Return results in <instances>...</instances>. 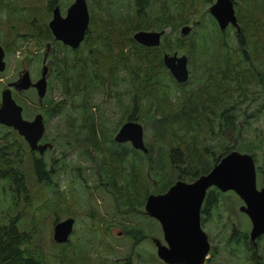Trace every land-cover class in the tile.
<instances>
[{
    "label": "rangeland",
    "instance_id": "rangeland-1",
    "mask_svg": "<svg viewBox=\"0 0 264 264\" xmlns=\"http://www.w3.org/2000/svg\"><path fill=\"white\" fill-rule=\"evenodd\" d=\"M71 1L58 0L57 6L61 15L64 14L66 6ZM176 1L148 0L145 11L149 17H157L162 12L161 8L165 6L166 12L174 14L179 19L178 12L173 7ZM179 1L180 3H187L188 0ZM240 1L232 0V4ZM85 2L89 18L90 16L93 19L111 18L117 25H127L128 22L133 20L132 0H85ZM212 2L213 0L209 3L206 0H192L191 11L187 13L188 8L182 10L181 17L188 19V22L182 25L190 27V30L184 36H189L192 29V20L197 22L198 19L201 20L206 17L204 13ZM249 6L256 8L252 10L251 15L257 19L256 25L261 27L262 23L264 24V14H261L258 10H264V0H249ZM102 7L105 8L102 9ZM50 16L51 12L45 11L44 0H0V46L3 49L4 61V68L0 71V89L6 82L14 80L16 72L22 68L28 71L32 81L36 79L42 52L46 48L45 43H49L45 61L49 62L51 72L47 78V88L41 100L38 101L32 88L20 92L11 90V95L15 102L22 107V117L27 119L31 118L36 112L43 113L42 109L52 103L60 105V112L56 116H48L45 119L44 137H47L46 139L50 141L53 139V148L43 153V159L46 161V166L49 165L47 162L49 156L65 161L63 167L55 168V171H49V175L53 174L49 184L36 182L32 173L28 147L15 133L11 132V129L0 125V141L12 143L13 139L14 147L22 150L19 168L25 183L23 193L16 191L11 194V187L0 181V225L7 223L14 214H17L16 227L18 231H24L30 236L25 248L31 254L38 255L41 264H119V260L129 252L132 255V264H165L153 254L154 248L148 238L142 240L130 251L131 240L124 234L123 229L129 231V227H134L142 231L146 237L148 235L162 241L160 227L156 221L153 219L148 220L139 211L115 212L108 194L110 193L109 186L106 192L104 188L100 187L98 181L102 177L107 180L113 178V182L117 186H121L122 180L118 177L120 168H117L119 165L117 162H113L108 167L107 163L109 161L103 156L104 154L96 155L90 146L88 129L79 126L81 125L82 116L84 118L87 116L86 121L83 122L93 121L97 137H102V134L105 135L103 146L107 147L111 144L108 138L112 139L121 121H123L124 115L135 104L134 99L139 98V100L136 99L135 116L140 119L138 123L142 127L144 145L148 143L155 149H157V145H160L162 146L160 148L165 151V147L174 144L175 140L166 129L162 131L163 135L159 137V142L153 136L151 132L152 122L147 116L149 115L148 110L152 107V102L148 99V88L143 86L142 79L139 80L142 86H139L140 83L137 81L139 87L132 89L123 80L113 82L103 80L104 82L101 84L94 79L91 69L87 68L88 70L81 78V84L75 87L71 82L74 69H68L69 78L64 89L63 84L60 82L62 75L60 71H56L61 66L58 62H54V58L64 55L69 61V57L72 56L70 50L74 49H70L61 43V45H57L50 41H35L34 38L29 36V34L38 32V27H43L44 24L47 27ZM182 25H179L175 32L170 25L160 27L156 24L147 29L162 30L161 37L166 35V38L170 41L172 49L170 51H160V61L164 52L171 54L175 51L177 55L184 54L187 58L181 47L179 49L174 48V36H180L178 30ZM87 26H89V23ZM225 28H227L229 35L226 42L229 46L228 49L231 50L235 46L234 28L229 24ZM252 47L258 48L255 41L252 43ZM77 48H80L81 54L84 53L85 49L81 46V43ZM247 50L250 51V47ZM162 66L168 72L163 64ZM256 66L264 70V56L261 55ZM186 68L187 78L184 82H181L186 85L184 90L179 91L177 88L169 86L166 91L167 100L174 106L183 108L184 112H193L195 119L188 127L182 128L180 126V128H177V126H174V136L186 142V145H189L194 152H197L198 149L201 150L202 146H207L210 147L209 149L214 150V153H218L215 149L230 145L229 143L233 145L234 149L238 147L237 151L244 152L241 150L246 146L254 155L255 168L264 159L263 83L250 81L246 87H243L244 90L242 89L243 94L241 95L242 90L240 91L232 80L230 82L229 80H220L221 69L219 65L215 64L213 76L217 83L221 82L222 95L224 98H228V101L213 106L208 101L211 95L204 96L201 93L207 87L205 77L194 73L189 74L188 59ZM118 74L122 77L126 76L123 69ZM166 76L167 73L163 78L165 79ZM227 88L228 97L225 92ZM190 91H193V94ZM210 93L213 96L221 97L220 93L218 91L214 93L212 88H210ZM241 96H245V98L242 99ZM149 103V109L144 112ZM83 106L86 109L82 111ZM90 115L91 117L88 118ZM219 115L224 117L232 115L234 117L232 129L222 126L221 134L217 132V127L221 121ZM146 117L149 120L145 122ZM114 143L118 145L117 149L127 150L130 147L128 143ZM85 151L90 152L92 157L88 156ZM138 151L142 153V151ZM9 152L12 151L9 150ZM35 154L38 155L36 152ZM152 154L155 156L154 151ZM199 155L204 159L208 158L206 154L199 153ZM102 157L104 159L100 164L98 161ZM185 157L188 160L186 165H189L191 157L188 152ZM132 158L133 154L128 152L124 167ZM180 163L183 164L182 161ZM105 168H112L113 173L103 172ZM168 169L171 173L176 171L170 165H168ZM143 172L149 177H144V186L147 192H151L156 185V176L151 174L150 177L149 168L145 165L143 166ZM76 177H79V179ZM255 180L257 187L264 186L256 170ZM94 185L97 186L93 188ZM86 190L90 194L89 198L86 196ZM123 197L121 195L117 200V204L120 206H124L123 204L126 202ZM241 204V200L235 193L224 191L218 196L217 206L209 208L207 215L204 217L205 219L200 223L209 244L207 257L202 264H256L250 260V250L247 244L234 240L237 234L241 235L244 232L247 235L250 228L248 218L238 210V206ZM133 205H135L132 207L134 210L141 211L142 206H139L138 202H134ZM90 207L95 210L96 215L102 216V223H97L101 221H97L96 215L94 217L90 216ZM65 217L74 219L72 232L66 241L67 244H58L52 240L53 221ZM91 220L94 221L93 225ZM95 223H97V228ZM105 223L107 227H105ZM93 227L96 228V231L91 230ZM117 231L120 233L117 234ZM94 232H98V236ZM235 233L236 235L229 240L230 235ZM263 244L264 236L259 239L256 250V255L261 256L257 264H264V256L261 254Z\"/></svg>",
    "mask_w": 264,
    "mask_h": 264
},
{
    "label": "trees",
    "instance_id": "trees-1",
    "mask_svg": "<svg viewBox=\"0 0 264 264\" xmlns=\"http://www.w3.org/2000/svg\"><path fill=\"white\" fill-rule=\"evenodd\" d=\"M210 1L211 0H206L208 3ZM57 2L58 0H44L45 11L50 12L51 8L57 5ZM132 5L134 16L133 20L128 22L127 25H117L111 18H102L100 16L101 18L99 19H93L92 16H90L88 21L89 26H87L84 39L81 42V46L85 49L84 53L81 54L80 48H77L70 50L72 56L69 57V61L64 55L54 58V62H58L61 66L58 67L56 71H60L62 75L60 82L63 84L64 89L66 88L69 78L68 69H74L71 82L75 87L81 84V78L86 70H88L87 68L91 69L94 79L98 80L101 84L105 80L108 82L123 80L126 81L132 89L142 86L139 81L142 79L143 86L148 88V99L152 102L151 109L148 110L150 107L149 103L145 107L144 112L147 110L149 111V115L147 116L152 122L151 132L153 136L158 139L159 142V137L163 135L162 131L166 129L175 140L174 144L165 147V151L161 149L162 146L160 145H157V149H155L147 143L145 144L146 153H141L130 147H128L127 150L123 148L117 149L118 145L110 138L108 139L111 144L105 147L103 146L106 138L105 135L103 136L102 134V137H97L98 135H96L92 123L93 121L90 120L84 123L83 121H86L87 116H85V118L82 116L81 125L79 127L88 129L89 141H91L89 144L93 148L95 154H104L103 156L109 161V163H107L108 167H110V164H113V162H117L119 165V167H117L120 168V175L118 177L121 178L122 184L121 186H116L119 196L122 195L124 196L123 198L126 199V202L123 204L124 206L121 205L119 208L125 211H131L130 209H133L132 207L135 206L133 204L136 202V199L138 200V205L142 206L144 196L148 193L143 183L144 177L149 178L143 172L144 165L149 168L150 177L151 174L152 176H156V185L151 192L161 193L174 180L185 179V181H191L198 175L206 173L220 156L234 149L233 145L229 143L230 145L215 149L218 153H214V150L209 149L210 147L207 146H202L201 150L198 149L197 152H194L189 145H186V142L174 136V126H177V128H180V126L182 128L190 126L195 119V114L190 111L184 112L183 108L174 106L167 100L166 91L169 89V86L177 88L179 91H183L186 86L185 83L175 82L161 64L160 51H170L172 49V47H170V41H168L166 35H163L162 37L160 36L161 42L158 46L144 47L131 38V34L134 31L139 29L147 30L156 24L160 27L170 25L171 29L175 32L179 25L188 22V19L181 17V12L184 8H188L187 13L191 11L192 0H188L187 3H180L179 0L176 1L173 7L175 11L178 12L179 19L176 18L174 14L166 12L165 6L161 8L162 12L160 15L157 17H149L145 11L148 6V0H132ZM233 7L238 31L234 30L235 46L231 50L228 49L229 46L226 42L229 36L227 28L219 29L214 19L207 11L204 13L206 14L205 18L202 16L203 19H198L197 22L194 20L191 21L192 29L189 36H174V48L179 49V47H181L183 52L187 55L189 74L194 73L195 75L198 74V76L205 77V85L207 87H205L201 93H203L204 96L208 94L211 95L208 101L210 105L213 106L228 101V98H224L222 95V89H220L221 82L217 83L213 76L215 64L219 65L221 69L220 80H229V82L232 80L240 91L243 87H246L250 81L262 82L264 86V70L256 66L261 55L264 56V24L262 23L261 27L256 25L257 19L251 15L252 10L256 8L249 6V0H241L239 3L233 2ZM103 8L105 7H102V9ZM258 11L264 14V10ZM29 36L34 38L35 41H50L53 44L61 45L59 42L52 39L45 24L43 27H38V32L29 34ZM254 41L259 49L252 47ZM248 47H250V51L247 50ZM122 69L126 72L125 77L118 74ZM140 73H142V75L139 76ZM166 73L167 76L165 81L163 77ZM137 81L140 83L139 86ZM210 88L214 89V93L218 91L221 97L213 96L210 93ZM227 90L228 88L225 92L228 97L229 93ZM243 90L241 95L243 94ZM190 93L193 94V91H190ZM241 97L242 99L245 98V96ZM136 99L139 100V98ZM136 99H134L135 104ZM84 109H86L85 106H83L82 111ZM42 110L44 118L46 119L48 116L58 114L60 112V105L58 103H52ZM134 112L135 110L131 109L124 115L122 120L139 122L140 119L135 116L136 113ZM152 112H154V114H152ZM90 117L91 115L88 116V118ZM218 117L221 120L217 127V132L219 134L222 132V126L232 129L234 126V117L232 115H227L225 117L219 115ZM148 118H145V122L149 120ZM11 132L17 135L15 130L11 129ZM17 137L22 141L19 135H17ZM237 148L235 149L237 150ZM242 149L243 150H240L250 154L254 160V155L249 148L244 146ZM9 150L12 152H9ZM86 150L90 151L89 149ZM153 151L155 156L152 154ZM128 152L133 154V158L128 161L124 167ZM187 152L191 157V163L189 165H186L188 163L185 157ZM86 153L88 156L92 157L90 152ZM199 153L208 155V158H202ZM28 154L30 156L33 176L38 183L49 184L53 176V174L49 175V171H55V168L59 169L65 164L64 159L58 158L54 161L53 156H49L47 159L49 165L46 166V161L41 158L40 155H36L35 152L29 149ZM21 156L22 150L14 147L13 139L12 143L0 141V181L5 182L11 187V194L16 191L20 193L25 191L24 178L19 168ZM103 159L102 157L98 162L102 164ZM181 161L183 164L180 163ZM168 165L176 170L174 171L175 173L170 172ZM255 170L258 172L262 183H264V159L255 167ZM103 172L113 173L112 168H105ZM128 175H130V177H128ZM107 181L111 184L113 178ZM220 194L221 192L213 187L206 190L199 211L202 219L206 216L209 208L217 206L218 196ZM132 196L135 199L134 202H132ZM92 211L94 210L89 208L90 216L94 217L96 213ZM16 215L17 214H14L7 223L0 225V264H41L39 256L31 254L25 248L30 236L24 231H18L16 227ZM96 216L97 221L102 222V216ZM55 221L56 219H54L53 222L55 223ZM93 223L94 221L91 220L92 225ZM95 224L97 228V223ZM96 228L93 227L91 230L96 231ZM129 228V231L123 229V232L130 238V245L133 249L138 242L143 240L144 236L142 231L134 227ZM94 233L98 236V232ZM235 235L236 233L230 235L229 240ZM94 238L93 235V240ZM234 240L239 243L247 244L248 249H252V246L250 247L247 240L246 233L243 232L241 235L237 234ZM63 244L67 243L64 242ZM132 249H130V251H132ZM251 252L250 260L254 263H258L257 261H260L261 256L256 255V250H251ZM263 253L264 250L261 253L264 256ZM131 256V252H129L126 258L120 261L119 264H132Z\"/></svg>",
    "mask_w": 264,
    "mask_h": 264
},
{
    "label": "water",
    "instance_id": "water-1",
    "mask_svg": "<svg viewBox=\"0 0 264 264\" xmlns=\"http://www.w3.org/2000/svg\"><path fill=\"white\" fill-rule=\"evenodd\" d=\"M219 29L228 24L238 31L232 0H213L207 8ZM47 28L54 41L75 49L82 42L88 25V10L85 0H72L61 15L58 6L51 8ZM188 25L180 26L178 33H188ZM162 30H136L131 34L133 41L144 47L159 44ZM161 62L176 82L187 78L184 54L162 53ZM4 68L3 49L0 46V71ZM40 76L31 81L27 70L0 91V125L12 128L22 137L29 150L41 153L51 148L50 143H38L44 132L40 113L26 120L21 116V106L10 92V87L20 91L32 86L38 101L45 92L46 66L42 65ZM116 143L128 141L134 149L146 153L142 140V127L135 121L123 122L112 137ZM213 187L218 191H232L241 200L239 211L250 223L248 239L251 243L264 234V186L256 187L254 161L250 154L232 149L220 156L211 168L191 181L174 180L161 193H148L143 202V211L154 218L160 227L163 243L152 238L156 257L165 264H202L207 256L209 244L199 224V211L205 192ZM73 219L65 217L52 226V240L55 243L67 241L72 230Z\"/></svg>",
    "mask_w": 264,
    "mask_h": 264
},
{
    "label": "flooded vegetation",
    "instance_id": "flooded-vegetation-1",
    "mask_svg": "<svg viewBox=\"0 0 264 264\" xmlns=\"http://www.w3.org/2000/svg\"><path fill=\"white\" fill-rule=\"evenodd\" d=\"M55 6V5H54ZM51 11V10H50ZM233 27V26H232ZM234 28V27H233ZM234 30H235V28H234ZM236 31V30H235ZM84 39V38H83ZM45 49H44V51L42 52V56H41V59H40V65H39V69H38V76H37V78L40 76V72H41V68H42V65H45L46 66V70H45V80H46V85H47V78H48V76H49V74H50V72H51V67L49 66V62H46L45 60H46V56H47V48L49 47V43L48 42H46L45 43ZM67 47V46H66ZM69 48V47H68ZM71 49V48H70ZM76 49V48H75ZM23 70H26V69H24V68H22L20 71H18V72H16V78L14 79V80H11V81H9V82H13V81H15L19 76H20V74L22 73V71ZM29 75V74H28ZM30 78V77H29ZM36 78V79H37ZM36 79H34L33 81H35ZM31 80V79H30ZM32 81V80H31ZM32 81V82H33ZM9 82H6L5 83V85H3V87L0 89V91L3 89V88H5V86L7 85V83H9ZM28 88H32L34 91H35V89H34V87H32V86H30V87H28ZM27 88V89H28ZM46 88L47 87H45V90H46ZM10 89V92H11V90H14V91H16V92H20V91H23V90H20V91H17V90H15L13 87H10L9 88ZM24 90H26V89H24ZM45 93V92H44ZM12 96V95H11ZM43 97V96H42ZM13 98V97H12ZM13 100H14V98H13ZM15 101V100H14ZM264 101V100H263ZM263 103V102H262ZM262 106V105H261ZM136 108H137V104H135L134 106L132 105V109H134L135 110V112L134 113H136ZM21 111H22V107H21ZM37 113V112H36ZM36 113H34L33 115H32V117L31 118H29V119H27V118H24V117H22V118H24V119H26V120H30V119H32L33 118V116L36 114ZM41 114V116H42V121H43V124H44V127H45V118H44V114L43 113H40ZM57 114H54L53 116H56ZM21 116H22V112H21ZM52 116V117H53ZM125 121H133V120H123L122 122H121V124L123 123V122H125ZM136 122V121H135ZM138 123V122H137ZM120 124V125H121ZM119 125V126H120ZM118 126V127H119ZM12 129V128H11ZM118 129V128H117ZM16 132V131H15ZM18 135V134H17ZM21 137V136H20ZM113 137V136H112ZM47 137H44V132H43V134H42V136L40 137V139L38 140V143H45V142H47V143H50L51 144V148H45L41 153H37L36 151H34V150H30V151H33V152H36L38 155H40L41 156V158H43V153L45 152V151H49V150H52V148H53V143H52V141H53V139L50 141V140H48V139H46ZM21 139H22V137H21ZM22 141L25 143V141L22 139ZM121 143H128L129 144V142L128 141H125V142H121ZM120 144V143H119ZM144 144V143H143ZM25 145L27 146V144L25 143ZM130 145V144H129ZM28 147V146H27ZM130 147H132L131 145H130ZM146 147V146H145ZM29 149V148H28ZM134 149V148H133ZM134 150H136V149H134ZM58 158L57 157H53V160L54 161H56ZM96 171H98L97 169H96ZM76 176V175H75ZM76 178H78L79 179V177H76ZM178 180V179H177ZM180 180V179H179ZM98 183H99V185H100V187H102V188H104V190L107 192L108 190V186H109V191H110V193H108L109 194V197H110V199L112 200V207L114 208V210H115V212L116 213H126V212H129L128 210L127 211H125V210H123V209H119L120 208V205H118L117 204V200H118V198H119V194L117 193V186H116V184L113 182V181H111V184H109L108 183V181L106 180V178L105 177H102V178H99V181H98ZM95 186H97V185H94L93 186V188L95 187ZM84 187H86L85 185H84ZM257 187V186H256ZM261 187V186H260ZM258 188V187H257ZM121 192V191H120ZM148 193H152V192H148ZM147 193V194H148ZM146 194V195H147ZM146 195L144 196V199H145V197H146ZM86 196L89 198L90 197V194H89V192H87V190H86ZM132 198H133V201L132 202H134V197L132 196ZM138 200L136 199V202H137ZM143 202H144V200H143ZM239 207V206H238ZM91 208V207H90ZM93 209V208H92ZM94 210V209H93ZM131 211H136V212H140V213H142L143 215H144V217L145 218H148V220H150V219H153L154 221H156L154 218H152V217H150V216H148L144 211H143V203H142V209H141V211L140 210H134V209H130ZM239 210V209H238ZM94 212H95V210H94ZM241 212V211H240ZM243 213V212H242ZM244 214V213H243ZM207 215V214H206ZM247 217V216H246ZM72 218V217H71ZM64 219V218H63ZM73 219V218H72ZM205 218L203 217V219H202V216L200 215V212H199V224L204 220ZM61 220V219H60ZM202 220V221H201ZM57 221H59V220H57ZM56 222V221H55ZM157 222V221H156ZM73 223H74V219H73ZM73 223H72V227H73ZM97 223H102V222H97ZM158 223V222H157ZM250 224V223H249ZM100 225V224H99ZM159 225V224H158ZM105 227H107V224L105 223ZM139 230V229H138ZM71 232H72V230H71ZM120 232L119 231H117V234H119ZM71 234V233H70ZM125 234V233H124ZM126 235V234H125ZM127 236V235H126ZM143 236H144V238H143V240L144 239H146V238H148L149 240H150V242H151V244H152V246H153V248H154V255L156 256V248H155V245L153 244V241H152V238H156V237H150V236H148L147 235V237H146V235L145 234H143ZM264 236V234H261V235H259L258 237H256L255 239H254V242L253 243H251L250 241H249V239H248V234H247V240H248V242H249V244H250V247L252 246V249H250V256H251V254H252V252H251V250L252 251H255V250H257V248H258V244H259V239L261 238V237H263ZM156 239H158V238H156ZM161 239H162V237H161ZM159 241H160V239H158ZM141 242V241H140ZM140 242H138L137 243V245L140 243ZM161 243H163V241H160ZM131 248V247H130ZM132 249V248H131ZM263 250H264V244L262 245V248H261V251L263 252ZM261 252V253H262ZM208 253V252H207ZM264 254V253H263ZM207 257V256H206ZM126 258V256L125 257H123V258H121V260H119V261H122V260H124ZM252 262V261H251ZM253 264V263H252ZM257 264V263H256Z\"/></svg>",
    "mask_w": 264,
    "mask_h": 264
}]
</instances>
